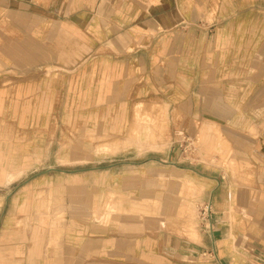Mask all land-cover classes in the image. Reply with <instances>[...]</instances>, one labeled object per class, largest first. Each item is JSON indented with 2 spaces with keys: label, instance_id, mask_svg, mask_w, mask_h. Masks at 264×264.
<instances>
[{
  "label": "crops",
  "instance_id": "0c3cea01",
  "mask_svg": "<svg viewBox=\"0 0 264 264\" xmlns=\"http://www.w3.org/2000/svg\"><path fill=\"white\" fill-rule=\"evenodd\" d=\"M137 104L218 129L224 105L264 104V0H0L6 264H264V190L204 183L212 230L183 241L172 162L101 156ZM240 137V165L264 169Z\"/></svg>",
  "mask_w": 264,
  "mask_h": 264
},
{
  "label": "rangeland",
  "instance_id": "374dc122",
  "mask_svg": "<svg viewBox=\"0 0 264 264\" xmlns=\"http://www.w3.org/2000/svg\"><path fill=\"white\" fill-rule=\"evenodd\" d=\"M222 112L223 119L227 115L231 119L226 121V127L218 129L216 124L206 121L202 124L187 122L186 125L183 115L179 111H172L166 104L164 108H157L154 104H137L133 109L127 136L122 135L112 141L115 150L101 151V156L115 155L120 159L140 161L160 158L172 162L170 223L172 234L183 241L196 242L201 228L212 230L211 218L215 217L216 211L212 202L216 201H204V183H208L214 194L218 188L223 190V185L226 191L242 193L264 190V176H261L264 169L249 163L241 166L239 158L242 153L234 150L240 144L247 145L240 133L250 134L264 145V136L261 140L258 136L264 134V120L249 119L253 116L259 118L264 113V104H257L255 110L254 105L226 104ZM244 112L249 114L244 116ZM128 147L136 152H125ZM249 202L254 206L257 201H244L248 207ZM205 210L208 213L207 221L203 220ZM242 217L239 218L242 220ZM248 220V216H244L243 223H248ZM13 223L16 224V217L0 215V264H6L7 260L2 253V248L6 246L3 243L7 234L4 229Z\"/></svg>",
  "mask_w": 264,
  "mask_h": 264
},
{
  "label": "built area",
  "instance_id": "2783aa9c",
  "mask_svg": "<svg viewBox=\"0 0 264 264\" xmlns=\"http://www.w3.org/2000/svg\"><path fill=\"white\" fill-rule=\"evenodd\" d=\"M203 217H204V221H207V220H209L208 219V213H207V210H205V214L203 215ZM211 228V227H210ZM209 229V228H208Z\"/></svg>",
  "mask_w": 264,
  "mask_h": 264
},
{
  "label": "bare ground",
  "instance_id": "6f19581e",
  "mask_svg": "<svg viewBox=\"0 0 264 264\" xmlns=\"http://www.w3.org/2000/svg\"><path fill=\"white\" fill-rule=\"evenodd\" d=\"M145 132V131H144ZM143 133V132H142ZM139 134V133H138ZM140 137V136H139ZM144 144V143H143ZM139 145V144H138ZM143 148V147H142ZM145 148V147H144ZM115 153V152H114Z\"/></svg>",
  "mask_w": 264,
  "mask_h": 264
}]
</instances>
